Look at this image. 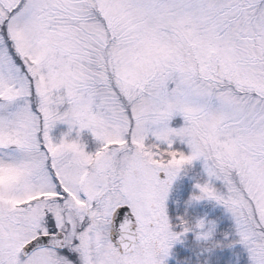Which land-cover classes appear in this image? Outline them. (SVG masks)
Returning <instances> with one entry per match:
<instances>
[{
  "label": "snow or ice",
  "instance_id": "1",
  "mask_svg": "<svg viewBox=\"0 0 264 264\" xmlns=\"http://www.w3.org/2000/svg\"><path fill=\"white\" fill-rule=\"evenodd\" d=\"M49 88L67 110L47 107ZM20 97L0 115V149L18 150L0 159V264H162L180 235L166 193L199 156L227 190L205 182L195 198L222 203L264 264V0H0V101ZM57 120L90 130L95 151L54 141ZM193 120L228 138L217 156Z\"/></svg>",
  "mask_w": 264,
  "mask_h": 264
},
{
  "label": "rangeland",
  "instance_id": "2",
  "mask_svg": "<svg viewBox=\"0 0 264 264\" xmlns=\"http://www.w3.org/2000/svg\"><path fill=\"white\" fill-rule=\"evenodd\" d=\"M188 52L185 51V56L187 57ZM218 69V66H217ZM63 90H61L62 92ZM25 97L17 98L13 102H4L0 101V115H6L11 111H14L18 106H21L25 103ZM69 105L65 102L59 106H57L58 111L63 112L67 110ZM170 127L178 128L183 126L184 120L180 114L174 115L170 121L168 122ZM49 136L54 141H59L61 138L65 139H79V141L84 145L85 150L88 152L95 151L98 146V141L93 137L92 133L88 129H79L78 125H69L66 121L57 120L48 130ZM173 148L178 151H182L185 154H189L191 149L186 142H182L179 138L174 140ZM13 154H18V150L15 149V146H9L6 149H0V159H6ZM211 164V160H205L204 156H199L191 160L190 163L185 164L181 167V169L176 173L175 177L172 179L168 191L166 193L164 199V208L165 213L170 218L169 214V206L172 198H174L177 193L183 189L184 184H190L192 186V191L189 196V204H191V208L194 210L196 208H204L203 211L206 210L205 216L198 218L195 221V225L192 228L188 229L193 230L194 239L198 241H202L205 244L212 238H214L215 230L217 228L216 220H212V222H207L206 219L214 216L215 213H220L221 216L224 217L226 222L230 223V231L226 237H222V242L225 239L231 238L235 244V246L239 247V251L243 253L246 258L247 264H251L249 254L245 246L239 243V237L236 233L235 220L232 213L220 202L210 197H201L200 199H196L195 196L199 195V189L196 187L198 184H203L205 182L210 183L214 189H216L220 193L226 192V187L224 181L222 179H218L217 177H209L206 168ZM196 174V176H195ZM11 176L10 172L0 173V182H4ZM163 178V177H161ZM170 229L175 232L174 226L171 224V220L169 219ZM187 232V231H185ZM184 232V233H185ZM181 238V237H180ZM179 236L170 242V247L167 250V254L160 253L157 258L162 259V264H170L169 261H173L175 257V252L173 249L175 248V243L179 242ZM209 249V248H208ZM207 249V250H208ZM234 247L231 246L230 250H233Z\"/></svg>",
  "mask_w": 264,
  "mask_h": 264
},
{
  "label": "trees",
  "instance_id": "3",
  "mask_svg": "<svg viewBox=\"0 0 264 264\" xmlns=\"http://www.w3.org/2000/svg\"><path fill=\"white\" fill-rule=\"evenodd\" d=\"M182 187L183 189L172 198L169 206V219L171 220V224L174 226L175 232L180 233V241L175 243V248L173 249L175 257L169 263L247 264L245 256L239 251V247L235 246L231 238L225 239L222 242L221 238L223 236L226 237L231 229L230 223L226 222L220 213L217 212L214 216L206 219L207 222H212L211 219L217 221L214 238L206 244L194 239L193 230L183 231L185 227L187 229L192 228L198 218L205 216L206 210L203 211L204 208H196L193 210L191 204L187 202L189 201L192 186L190 184H184ZM231 246L234 247L233 250H230Z\"/></svg>",
  "mask_w": 264,
  "mask_h": 264
},
{
  "label": "clouds",
  "instance_id": "4",
  "mask_svg": "<svg viewBox=\"0 0 264 264\" xmlns=\"http://www.w3.org/2000/svg\"><path fill=\"white\" fill-rule=\"evenodd\" d=\"M46 75V73H45ZM60 94L59 89L57 88H49L47 89V95L50 99V103L47 105V107L52 111H58V109L55 106L54 102H51V98L58 96ZM186 127L191 129L192 133L195 135L191 136V140H196L198 138V142L202 146V151L207 153L209 155V158H212L213 156H217L218 148L221 145H224L227 143L228 138L225 136H216L212 135L211 133L207 132L206 129L210 128L211 125H209L205 121H190L186 124ZM141 141L144 140L143 137H140ZM156 147L154 142L148 141L146 143H143L142 148L139 149L142 152H151ZM186 164H188L186 162Z\"/></svg>",
  "mask_w": 264,
  "mask_h": 264
},
{
  "label": "water",
  "instance_id": "5",
  "mask_svg": "<svg viewBox=\"0 0 264 264\" xmlns=\"http://www.w3.org/2000/svg\"><path fill=\"white\" fill-rule=\"evenodd\" d=\"M160 176H163V173H161ZM112 240H113V242H115V240H116V236L115 235L112 236Z\"/></svg>",
  "mask_w": 264,
  "mask_h": 264
}]
</instances>
